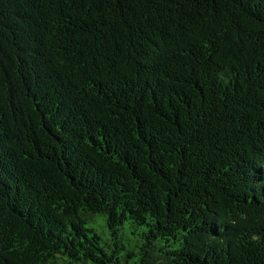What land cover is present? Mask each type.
<instances>
[{
    "label": "trees",
    "instance_id": "obj_1",
    "mask_svg": "<svg viewBox=\"0 0 264 264\" xmlns=\"http://www.w3.org/2000/svg\"><path fill=\"white\" fill-rule=\"evenodd\" d=\"M0 264H264V0H0Z\"/></svg>",
    "mask_w": 264,
    "mask_h": 264
}]
</instances>
